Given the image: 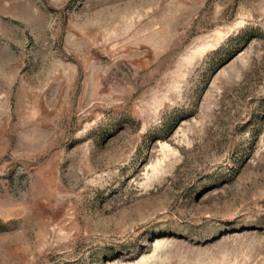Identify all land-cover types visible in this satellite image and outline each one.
I'll use <instances>...</instances> for the list:
<instances>
[{
  "label": "rangeland",
  "instance_id": "obj_1",
  "mask_svg": "<svg viewBox=\"0 0 264 264\" xmlns=\"http://www.w3.org/2000/svg\"><path fill=\"white\" fill-rule=\"evenodd\" d=\"M0 264H264V0H0Z\"/></svg>",
  "mask_w": 264,
  "mask_h": 264
}]
</instances>
